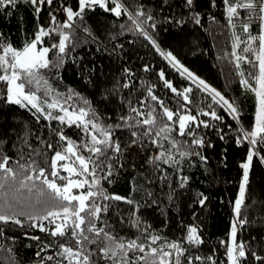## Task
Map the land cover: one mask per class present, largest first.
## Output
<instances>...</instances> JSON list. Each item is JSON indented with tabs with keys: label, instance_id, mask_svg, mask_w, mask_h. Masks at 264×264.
Listing matches in <instances>:
<instances>
[{
	"label": "trees",
	"instance_id": "trees-1",
	"mask_svg": "<svg viewBox=\"0 0 264 264\" xmlns=\"http://www.w3.org/2000/svg\"><path fill=\"white\" fill-rule=\"evenodd\" d=\"M120 2L128 9L120 17L97 7L84 13L82 23L80 20L75 21L77 31L71 36L72 43L66 50L63 64L42 71L44 80H47L53 91L46 96L42 95V87L38 94L42 101L59 99L62 104L68 95H72L65 106L91 109L90 115L94 113L97 123L112 126L113 138L121 145V153H109L117 164L110 178L111 183L101 180V185L107 194L127 197L134 203L129 205L124 201H100L102 204L109 203L110 207L101 214L98 226L107 225L114 235L124 240L141 237V231L147 228L150 234L163 238L157 244L163 241L182 242L189 249L186 255H213L217 264H229L225 246L220 241L230 242V224L234 218L233 202L238 196L242 180L240 165L246 160L251 145L247 140L239 143L237 140L242 135L239 131L241 128L251 130L254 127L257 109L255 94L241 85L239 75L243 70L247 77V73L255 69L243 62L241 68L237 69L231 55L234 34L247 40V34L242 31L240 23L244 12L241 10V17L236 20V27L233 28L228 24L220 0H216L215 6L210 5L209 0H194L191 10L185 6L184 0ZM65 4L74 10L77 7L76 0H54V4L45 7L37 19L27 0H19L17 8L9 10L11 15L0 11V33L17 48L22 47L32 38L40 24L46 27L49 25V12L57 16L58 22H62L65 14L60 9ZM140 10L153 17L152 20L146 17L139 19L143 21L142 28L155 40L160 50L165 53L170 51L184 68L234 102L238 109L237 118L221 104L213 102L211 93L198 90L187 74L181 75L182 71L161 56L156 46L136 29L128 17L132 15L135 18V13ZM197 13L200 21L198 24L193 19ZM153 24L155 27H152ZM85 27L87 31H84ZM251 34H259L258 22L253 23ZM52 43H58L57 33L45 38V45L50 46ZM243 47L244 44H241L240 50L236 49L239 50L238 54L245 55L241 51ZM253 47H258V43ZM49 59L55 60V51L49 53ZM161 71L165 73V79L178 89L189 86L193 88L191 96L194 103L188 107L200 120H205L210 125L208 128L201 126L196 129V134L205 139V145L200 148L192 146L207 159L202 161L199 155L182 159L172 149L170 154L180 163L171 166L157 161L163 173L152 160L142 167L126 164L125 153L128 148L136 144L151 143V140L142 136L138 139L132 137L131 131L136 129L128 128L127 124H133L134 120H121V117L129 116L138 118L131 112L133 107L145 113L155 109L154 114H158L157 119L160 120L162 110L148 96L149 87L165 106L172 110L179 107V98L160 79ZM250 83L256 86L255 81L250 80ZM125 84L128 86L125 87ZM4 92L5 84L0 81V155L10 156L12 167H16L15 161L21 156L25 157L21 161L23 163L31 154L38 167H44L50 172L49 164L54 151H63L67 144L66 141L59 140L58 131H63L78 148L83 141L89 140L84 130L76 124L46 119L30 107L5 103ZM43 106L46 108V105ZM209 106L221 117L220 120L199 115L209 111ZM46 111L51 112L53 117L60 114L56 108H46ZM116 125L120 127L117 128ZM164 136L167 138L159 141L163 148L153 144L158 152L169 149L172 140H191V137L178 135L177 125H172V130ZM133 139L137 140L135 144L132 143ZM49 143L54 148H48ZM186 147L187 145H183L181 150ZM254 148L257 154L249 170L245 207L242 209L247 223L238 228L237 239L238 242H245L246 252H254L264 258V144H258ZM79 150L85 156L90 155L83 148ZM120 164L123 165L122 168L118 166ZM164 173L167 174V179H162ZM60 175L68 176V173L60 170ZM182 177L188 178L183 186ZM22 178L18 176L17 181L13 182L14 188L19 187V180ZM49 179H52L50 175ZM57 182L62 184L65 181ZM28 183L31 187L32 182ZM35 183L37 187H41L39 181ZM45 192L47 194V189ZM201 194L207 197L204 205L198 203ZM35 198L36 189L31 193L27 188L19 192L9 191L7 199L15 204L14 212L18 216L20 212L26 215L19 217L23 221L22 226L0 222V264H54L46 258L58 251L57 245L64 242L65 238H54L49 232H42L31 226L32 222L26 216L43 215L46 210L43 206H36ZM2 203L3 198L0 197V204ZM50 207L51 204L48 208ZM133 212L134 216L131 215ZM133 219L140 220L139 229L132 224ZM43 223L48 229L54 227L48 221ZM190 225L198 227L202 244L187 245L184 238ZM33 237H39V240ZM92 247L89 245V248ZM37 252H40L39 256ZM181 264H187L183 257ZM193 264L201 262L193 260ZM241 264H261V261L247 255L241 259Z\"/></svg>",
	"mask_w": 264,
	"mask_h": 264
},
{
	"label": "snow or ice",
	"instance_id": "snow-or-ice-1",
	"mask_svg": "<svg viewBox=\"0 0 264 264\" xmlns=\"http://www.w3.org/2000/svg\"><path fill=\"white\" fill-rule=\"evenodd\" d=\"M18 2L19 0H0V11L11 15L9 10L16 9ZM76 2L75 10L66 4L62 5L60 11L65 14V19L62 22H58L57 16L49 12V25L46 27L44 24H40L32 34V38L27 40L22 47L17 48L8 41L3 33H0V81L5 84L3 101L24 108L35 109L36 113L45 116L46 119H57L61 123L67 121L68 124H76L89 137V140L83 141L78 148L73 141L64 135L63 131H58L59 140L66 141L67 144L63 151H54L49 164L50 172L44 167H38L37 161L31 158V154H29V159L26 162H21L25 160L24 156L16 160L15 168L10 165L12 160L10 156L0 155V190H2L0 197L3 198V203L0 204V222L3 224L11 222L22 226L23 221L19 217L26 214L20 212L18 216L14 212L15 204L10 203L7 199L8 193L9 191L19 192L24 188H27L28 192L31 193L33 189H36V206H43L46 210L43 215L28 214L27 220L32 222V227L39 228L42 232L47 231L54 238H65L64 242L57 245L58 251L46 258L48 261H53L54 264H181V257L185 259L187 264H193V260L200 261L201 264H217L213 255L204 257L186 255L189 249L182 242L163 241L157 244L163 238L159 235L150 234L147 228L141 231L143 239L137 237L136 239L124 240L114 235L107 225L98 226L97 221L100 220L101 214L107 212L110 207L109 203L102 204L100 201H124L129 205L134 203L127 197L107 194L101 185V180L111 183L110 178L117 164L116 161L112 160L109 153H121V145L113 138L112 126H103L97 123L94 113L90 115L91 109L79 107L70 111L69 107L65 106L72 99V95H68L63 104L59 99L49 103L46 99L42 101L38 92L42 87L44 89L42 95L46 96L47 93L53 91L47 80H44L42 71L63 64L66 50L72 43L71 36L77 31L76 20H80L82 23L84 13L97 7L114 14L116 17L128 12V9L120 0H76ZM27 3L33 7L38 19L45 7H51L54 4V0H27ZM184 3L191 10L194 0H184ZM209 3L215 6L216 0H209ZM220 3L226 12L228 24L233 28L236 27V20L240 19L241 10H243L244 16L240 19V23L242 31L247 34V40H242L240 36L234 34L231 55L235 60L237 69L241 68L242 62L250 64L255 69V71H249L247 77L243 70L239 72L241 85L256 96L257 109L254 127L251 130L241 128L239 131L242 135L238 137L237 142L247 140L253 146L264 144V0H220ZM198 16L199 13L193 17L197 24L200 23L197 19ZM140 17H146L148 20L153 19L150 14L143 10L137 11L135 18L132 15H129L128 18L132 20L136 29L140 30L156 46V50L161 56L169 60L174 67L179 66L183 69L181 75L187 74L188 79L197 85L198 90L211 93L213 102L221 104L234 118H237L238 109L234 106V102H230L203 79L197 77L187 68H183L170 51L167 53L161 51L155 40L142 28L143 21L139 19ZM213 19L215 20V17ZM254 22L259 23L257 36L251 34V27ZM152 27H155V24ZM84 31H87L86 27ZM54 33L58 34V43L44 46L45 38L51 37ZM257 43L258 47H253ZM241 44L245 45L241 49L245 55L238 54L236 51ZM54 51L55 60L49 59V53ZM159 77L164 81V86L179 98V107L172 110L165 106L164 102L159 100L153 94L152 88L149 87L148 96L152 101H156L162 110L160 120L157 119L158 114H154L155 109L145 113L135 107L131 109V112L135 113L138 118L129 116L121 117V120H134L133 124H127L128 128L136 129L131 131L132 137L137 139L141 136L149 138L151 143L159 148H163L159 142L160 139L167 138L164 134L172 130V125L178 126L179 136L191 137L190 142L172 140L169 149H164L153 157V164L163 173V169L159 168L157 161H162L171 166L180 163L170 154L172 149H175L182 159L197 155L202 161L207 159L196 152L192 146L200 148L205 145V139L196 134V129L201 126L208 128L210 125L207 121L200 120L198 115H193V110L188 107L194 103L191 96L193 93L191 86L182 90L178 89L173 86L172 82L165 79L163 71L159 73ZM250 80L255 81L256 86H253ZM124 86L127 87L128 85L125 84ZM143 103L142 101V106ZM42 105H46L47 109L59 108L63 115L53 117L52 113L46 111ZM181 110L183 114H181ZM199 115L211 116L216 120L221 119L211 106H209V111L201 112ZM160 124L162 126H159ZM116 127L119 128L120 125H116ZM157 127L158 130H155ZM136 142L137 140L133 139L132 143L135 144ZM183 145H187V147L181 150ZM47 147L52 149L54 145L49 143ZM80 148L86 150L90 155L80 154ZM256 154L255 148L250 149L246 161L240 165L242 180L239 184V194L233 202L234 218L230 224V242L220 241L221 245L225 246L229 264H241V259L247 255H251L254 259L261 261V264H264V258L257 256L254 252H246L245 242H238L237 239L238 228L247 223L243 218L242 209L245 207L249 169ZM118 166L123 167L122 164ZM60 170L67 172L68 176H61ZM49 175L52 179H49ZM18 176L23 178L19 180V187L14 188L13 182L17 181ZM73 177L79 178L74 179ZM162 179H167L166 173L162 175ZM187 179V177L181 178V186L187 183ZM57 180L65 182L58 184ZM36 181L40 182L41 187H37ZM28 182H32L31 187H29ZM45 189H47V194ZM74 189H83L84 191L74 194ZM13 198L15 199V197ZM206 200L207 197L201 194L198 203L204 205ZM131 215L134 216L135 213L133 212ZM43 221H48L54 227L46 228ZM131 222L135 227L140 228L139 219H133ZM33 239L39 240V237H33ZM184 239L190 246L203 243L198 227L195 225L187 227V234ZM89 245L93 247L89 248ZM37 255L39 256L40 252H37Z\"/></svg>",
	"mask_w": 264,
	"mask_h": 264
},
{
	"label": "rangeland",
	"instance_id": "rangeland-1",
	"mask_svg": "<svg viewBox=\"0 0 264 264\" xmlns=\"http://www.w3.org/2000/svg\"><path fill=\"white\" fill-rule=\"evenodd\" d=\"M112 6V5H111ZM44 46H47V45H44ZM245 46V45H244ZM240 50V48H237ZM239 50H237V52H239ZM180 64V63H179ZM181 65V64H180ZM178 67L181 71L183 70L181 67L179 66H176ZM184 68V67H183ZM201 79V78H200ZM209 85V84H208ZM216 89V88H215ZM217 90V89H216ZM219 91V90H217ZM220 92V91H219ZM225 98L226 96L220 92ZM39 95V94H38ZM227 99V98H226ZM229 100V99H228ZM230 101V100H229ZM53 101H49V103H51ZM231 102V101H230ZM43 106V105H42ZM67 107V106H66ZM60 111L59 108H56ZM73 109H76V108H69L70 111H72ZM193 115H195L194 113H192ZM238 114V113H237ZM59 115H63V113L60 111V114ZM89 138V137H88ZM70 139V138H68ZM71 141H73L72 139H70ZM74 142V141H73ZM254 146L253 145H250V149H253ZM158 153V150L155 149L154 145L150 142H146V143H142V144H136V145H133L132 147L128 148L126 150V153H125V157H126V164L127 165H130V164H136L138 165L139 167H142L146 162L148 161H151L153 160V157L155 155H157ZM80 154H83L81 151H80ZM84 155V154H83ZM85 156V155H84ZM254 158V157H253ZM246 161V160H245ZM244 161V162H245ZM63 163V162H61ZM250 170V169H249ZM74 179H78L79 177H73ZM58 183V182H57ZM59 184V183H58ZM80 191H84L83 189L81 190H73L74 194L80 192ZM239 194V193H238Z\"/></svg>",
	"mask_w": 264,
	"mask_h": 264
}]
</instances>
